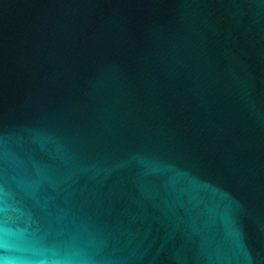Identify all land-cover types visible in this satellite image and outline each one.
Segmentation results:
<instances>
[{
    "label": "water",
    "instance_id": "obj_1",
    "mask_svg": "<svg viewBox=\"0 0 264 264\" xmlns=\"http://www.w3.org/2000/svg\"><path fill=\"white\" fill-rule=\"evenodd\" d=\"M0 264H264V0H0Z\"/></svg>",
    "mask_w": 264,
    "mask_h": 264
}]
</instances>
